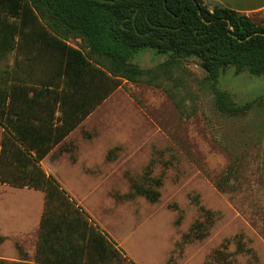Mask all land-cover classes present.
Instances as JSON below:
<instances>
[{
  "label": "trees",
  "instance_id": "trees-1",
  "mask_svg": "<svg viewBox=\"0 0 264 264\" xmlns=\"http://www.w3.org/2000/svg\"><path fill=\"white\" fill-rule=\"evenodd\" d=\"M255 17L261 20L257 23ZM71 38L80 39L85 49L71 45ZM149 49L167 59L149 69L132 62L135 54ZM11 52L24 61L10 71L0 69L6 75V87L0 82V183L44 193L37 255L48 248L63 258L72 240L85 238L89 245L100 239L102 252L109 249L120 256L41 161L123 81L155 86L170 95L167 82L176 83L183 60L194 58L206 71L204 82L220 112L244 116L264 105L263 97L238 105L218 88L229 67L236 75L264 76V11L250 17L212 0H0V60ZM22 65L37 72L39 88L16 79L15 69ZM18 94L29 97V111L14 110ZM96 94L92 105L72 102ZM20 125L35 130L23 133ZM143 181L131 179L132 191L117 199L141 196L157 202L162 179L152 177V164ZM200 210L212 216L203 206ZM202 225H194L181 242L204 240ZM0 264L34 263L0 259ZM119 264L135 263L121 256Z\"/></svg>",
  "mask_w": 264,
  "mask_h": 264
},
{
  "label": "rangeland",
  "instance_id": "rangeland-1",
  "mask_svg": "<svg viewBox=\"0 0 264 264\" xmlns=\"http://www.w3.org/2000/svg\"><path fill=\"white\" fill-rule=\"evenodd\" d=\"M69 43L85 49L80 39ZM166 59L149 49L132 62L149 69ZM205 76L191 58L175 73L177 82H167L170 95L123 81L80 132V139L98 143L94 172L71 182L139 264H165L168 258V264H264V105L244 116L223 114ZM218 88L242 105L264 98V76L236 75L229 67ZM150 164L152 177L162 179L160 199H117L132 191L131 179L144 184ZM17 196L6 199L17 203ZM200 222L206 238L182 243Z\"/></svg>",
  "mask_w": 264,
  "mask_h": 264
},
{
  "label": "crops",
  "instance_id": "crops-1",
  "mask_svg": "<svg viewBox=\"0 0 264 264\" xmlns=\"http://www.w3.org/2000/svg\"><path fill=\"white\" fill-rule=\"evenodd\" d=\"M222 4L223 6L235 10L239 13L252 17L253 15L264 11V0H212ZM24 61L20 55L15 52L7 54L5 58L0 60V69L8 68L10 71L15 67V63ZM36 70V69H35ZM5 71L0 72V82L2 87L5 84ZM15 77L21 84L29 87H38L35 81L36 71L29 67H19L15 69ZM111 94L105 101L101 102L96 109L67 137L55 145L53 150L41 161L44 171L57 178L62 187L67 190L75 202L81 206L90 216V220L98 225L101 231L106 235L107 239L113 244V247L119 252L120 256L116 255L109 249L107 252H102L101 240L96 239L97 244L89 245L88 239L77 238L72 240L70 248L62 258L57 253L48 248L42 249L37 255V245L40 237V227L42 215L45 208V196L40 190L29 188H18L9 184L0 183V259L8 262H20L37 264H119L121 256L135 264H139L134 259V255L124 248L123 242L114 238L104 226L98 222L95 216L84 205L85 197L80 195L72 184L71 180H82L90 178L94 172V155L97 142H89L80 139L81 130L94 115L98 114L99 110L113 98ZM33 94H29L31 97ZM5 97V95H3ZM2 97V98H3ZM50 98V97H47ZM1 99V98H0ZM98 95L72 99V102H81L85 105L96 103ZM52 100V98H51ZM10 99L8 100L9 104ZM14 110L18 113L28 110L30 103L29 97L25 95H15ZM29 111V110H28ZM31 111V110H30ZM12 115V114H11ZM23 133L32 129L24 125L18 127ZM3 139V128L0 126V148ZM16 203L8 201L6 197L18 195ZM17 245L22 248V254L19 253ZM106 253V255H103ZM169 258L165 264H168ZM183 264V262H181Z\"/></svg>",
  "mask_w": 264,
  "mask_h": 264
}]
</instances>
